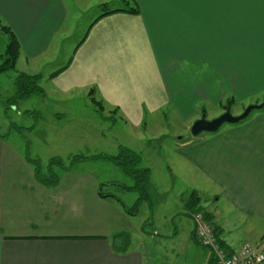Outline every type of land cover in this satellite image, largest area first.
Masks as SVG:
<instances>
[{"label": "crops", "instance_id": "obj_1", "mask_svg": "<svg viewBox=\"0 0 264 264\" xmlns=\"http://www.w3.org/2000/svg\"><path fill=\"white\" fill-rule=\"evenodd\" d=\"M115 1L0 0V20L20 45L11 81L20 73L41 74L43 100L54 95L67 106L79 95L88 100L95 88L105 106L119 109L138 143L151 130L145 122L166 110L185 121L208 109L222 114L229 105L239 116L263 99L264 0H119L124 5L111 8ZM69 5L83 7L82 16L99 13L92 12L65 59L63 44L55 42L65 31L72 35L65 27ZM175 148L187 185L167 216L174 228L166 240L179 238L173 218L185 211L180 196L192 192L225 247L250 243L264 252V110ZM105 177L73 169L47 188L25 151L0 139V264L210 263L211 254L194 239L193 219L179 255L178 244H160L158 231L147 236L145 223L158 227L154 212L136 223L140 212L101 196V185L115 183ZM163 181L156 183L158 194L169 192ZM121 233L129 242L118 251L113 238ZM150 243L158 251H149Z\"/></svg>", "mask_w": 264, "mask_h": 264}, {"label": "rangeland", "instance_id": "obj_2", "mask_svg": "<svg viewBox=\"0 0 264 264\" xmlns=\"http://www.w3.org/2000/svg\"><path fill=\"white\" fill-rule=\"evenodd\" d=\"M115 2L117 4H113L111 8L124 5L119 0ZM69 9L68 27H65L72 35L68 38L67 31H65L62 37L55 42L57 47L60 43L63 44L62 55L65 59H67V55H72L73 49L82 40L85 31L91 23L92 14L95 11L96 14L99 13L98 9H94L82 16L83 7L72 8L69 5ZM4 27L6 26L1 22L0 64L2 63V55H4L9 42V37L3 31ZM65 61L62 60L63 63ZM57 66L60 67L61 63L57 64ZM14 71L0 75V135L6 137L10 144L21 147L25 154H28L32 159L39 160L44 171H46L50 160L53 158H60L68 165L69 160L75 156L116 155L120 146H125L142 155L143 162L141 167L151 169V181L148 187L151 202H144L139 206H136L138 194L127 193L119 186H112L113 184L134 185L133 180L112 163L86 160L75 164L73 168L89 172L94 170L100 178L111 177V180L115 183L105 187V192L123 200L127 204L130 214L136 207L138 209L137 213L140 212L136 223L143 222L147 219V215L154 212L158 227L155 229L153 220L148 221L147 225L145 223L147 236L154 234L155 230L158 231L159 237L157 239L161 241L160 244L166 247L171 246L172 243L178 244V253L181 255L179 249L184 245L186 246L187 242L190 241L186 223H192V216L197 212V208L195 209L188 205L189 196L192 192L180 196L185 211L179 212L173 218L179 226L180 235L174 241L166 240L168 236H172L169 232L174 228L171 220L168 224L167 216L169 211H173L177 207L179 201L178 192L187 185L176 164L179 160L174 154V150H176L175 144L186 143L190 140L197 141L204 135L205 133L193 136L191 133L193 125L202 118L207 121H213L226 112H230L233 117H239L244 114L247 108L239 116H236L234 111L229 110V105H225L222 107L224 110L222 114L208 109L203 110L196 118L185 121L180 120L178 116L166 110L165 113L157 117V121L155 120L152 123L145 122V125L151 124L152 131L148 128L142 134H139L140 143H138L134 134L129 130L127 123L123 120V115H121L119 109H111L105 106L103 100L97 95L95 88L89 90L88 100L82 99L84 97L79 95V102L71 103L70 101V106L58 103L54 95L49 100H43L44 98L37 96L31 100L20 102L16 108L7 109V113H5L6 101L14 90L13 79L11 81L10 78L12 77L11 75H14ZM39 76L42 78L41 74ZM43 90L45 95H47L46 90L44 88ZM93 100L100 105H94ZM254 105H263L262 109L257 111L264 110V97L254 103ZM86 108L89 110H86ZM25 109L29 111L26 113L24 112ZM28 113L30 114L28 115ZM82 118L89 122L84 123L81 120ZM161 180L163 181L162 186L166 184L164 189H167V186L170 185L169 192L166 194L157 193L156 183ZM203 211L206 212L205 210ZM180 220H183V225H180ZM148 246L150 248L149 251H158V248L151 245V243ZM182 256L184 257V255Z\"/></svg>", "mask_w": 264, "mask_h": 264}, {"label": "trees", "instance_id": "obj_3", "mask_svg": "<svg viewBox=\"0 0 264 264\" xmlns=\"http://www.w3.org/2000/svg\"><path fill=\"white\" fill-rule=\"evenodd\" d=\"M131 13H137L136 9L130 10ZM1 25V20H0ZM3 31L5 35L9 37V42L7 44L4 55H2V63L0 64V75L8 72H12L16 68V61L19 57L20 45L15 35L8 27H4ZM41 76L39 75H29L25 73L18 74L14 80V90L11 96L7 99L5 108L7 113V109L16 108L20 102L31 100L34 97L45 98V92L41 87ZM94 105L99 106L100 104L95 100L92 101ZM99 113V111H97ZM30 113H28L29 115ZM100 114V113H99ZM101 115V114H100ZM1 140H6V137L0 135ZM86 160L92 161H105L108 163H112L114 166L121 169V171L126 174L131 180H133L134 185L125 186V185H117L111 184L112 186H119L122 190L127 193H135L138 194L139 197L136 201V206L144 202H151V198L148 193V187L151 181V169L142 168L143 157L142 155L136 153L135 151L125 147L120 146L118 150V154L116 155H97L92 157L85 156H75L71 160H69V164L67 165L65 161L60 158H53L50 160L49 165L46 171L43 170L42 164L39 160L32 159L28 154H26V161L33 166L35 171V177L39 184L47 187V188H55L59 185L61 176L64 173L72 171L74 165L83 162ZM111 185H101V196L106 198H114L118 202H120L116 197L103 193L102 189L105 187H109ZM189 206L192 208H197V212L203 211L202 208L199 207V198L196 193H191L189 196ZM121 203V202H120ZM199 208V209H198ZM138 209L135 207L132 210V214L135 215ZM195 211V210H194ZM129 212V210H128ZM204 212V211H203ZM208 214V213H207ZM208 217L211 219L210 215ZM194 239L196 241V237L194 234ZM129 242V237L126 233H121L116 235L113 238V246L116 250H123L121 247H126ZM210 253V252H209ZM209 264H216L214 257L211 255V261Z\"/></svg>", "mask_w": 264, "mask_h": 264}, {"label": "built area", "instance_id": "obj_4", "mask_svg": "<svg viewBox=\"0 0 264 264\" xmlns=\"http://www.w3.org/2000/svg\"><path fill=\"white\" fill-rule=\"evenodd\" d=\"M192 219L196 240L210 252L216 264H264V252L255 245L245 243L237 250L225 247L206 212H195Z\"/></svg>", "mask_w": 264, "mask_h": 264}, {"label": "water", "instance_id": "obj_5", "mask_svg": "<svg viewBox=\"0 0 264 264\" xmlns=\"http://www.w3.org/2000/svg\"><path fill=\"white\" fill-rule=\"evenodd\" d=\"M262 107L263 105H251L247 107L244 114L239 117H233L230 112H226L224 115L213 121H207L205 118H202L193 125L191 133L193 136H199L203 133H215L225 124L235 125L246 120L253 111L260 110Z\"/></svg>", "mask_w": 264, "mask_h": 264}]
</instances>
